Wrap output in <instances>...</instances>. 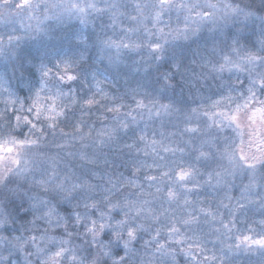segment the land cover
Here are the masks:
<instances>
[{
    "label": "clouds",
    "instance_id": "clouds-1",
    "mask_svg": "<svg viewBox=\"0 0 264 264\" xmlns=\"http://www.w3.org/2000/svg\"><path fill=\"white\" fill-rule=\"evenodd\" d=\"M256 108L264 0H0V264H264Z\"/></svg>",
    "mask_w": 264,
    "mask_h": 264
},
{
    "label": "snow or ice",
    "instance_id": "snow-or-ice-1",
    "mask_svg": "<svg viewBox=\"0 0 264 264\" xmlns=\"http://www.w3.org/2000/svg\"><path fill=\"white\" fill-rule=\"evenodd\" d=\"M162 2L163 3H167L168 0H162ZM89 103H91V101H89ZM245 107H249V105L246 104ZM237 111H239V109ZM225 118L226 119H230L232 121H236L238 119V116L237 115H230V116H227L226 115ZM248 119L253 124L257 123L258 121L260 123H264V108H256L255 110L250 111L249 112V115H248ZM189 171H190V169L189 170H183V169L180 170L179 175H180L181 179H183L184 177H186L188 175V172ZM258 243H264V241H258Z\"/></svg>",
    "mask_w": 264,
    "mask_h": 264
}]
</instances>
